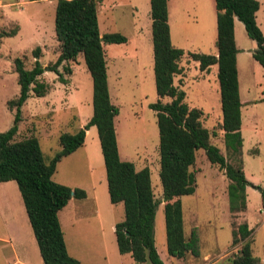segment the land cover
<instances>
[{
	"label": "rangeland",
	"instance_id": "374dc122",
	"mask_svg": "<svg viewBox=\"0 0 264 264\" xmlns=\"http://www.w3.org/2000/svg\"><path fill=\"white\" fill-rule=\"evenodd\" d=\"M97 1L101 37L117 33L127 39L124 44L104 45L109 93L112 104L119 109L115 129L120 159L133 163L137 171L147 167L151 173L158 203L153 242L160 260L163 264H225L240 248L231 246L232 232L247 223L252 255L264 264V210L260 194L264 191V104L253 105L264 93V70L255 63L252 53L247 52L255 48V42L248 38L243 24L236 21L241 28L236 36L241 51L237 71L243 106V147L237 157L225 150L216 72H201L198 62L188 56L215 52L216 36L212 28L209 30L211 21L215 24V9L211 0L170 3L171 44L184 51L180 61L184 72L174 78V85L185 92L189 108L203 112L201 121L210 132V144L220 150L228 164L234 167L239 164L250 184L246 188V210L232 215L227 195L229 181L224 170L211 165L204 151L199 150L190 168L196 173L195 192L180 198L184 237L188 240L191 232L197 230L199 256L188 253L183 259H175L166 251L159 137L156 116L149 107L158 100L149 0ZM55 7V0H0V32L15 34L0 40V133L14 123L15 109L7 105L19 94L14 61L21 59L25 69L30 70L36 60L33 51L39 48L38 60L45 69L39 79L49 90L43 98L31 93L22 106L15 141L35 137L46 162L60 152L59 136L75 134L92 116V79L82 57L68 63L70 74L64 72V65L54 68L59 55L54 33ZM59 74L67 84L59 82ZM162 101L167 103L169 99ZM101 155L98 133L92 127L85 145L74 155L63 158L52 177L57 184L88 194L84 200L72 199L71 208L61 216L70 256L78 257L82 264H138L130 256L120 255L117 249L114 226L123 220L124 210L122 204L112 205L109 201L104 164L99 163ZM10 184L18 192L16 183ZM9 198L13 200L9 194L0 193V264L15 261L43 264L22 200L19 213L15 202L12 206L8 204Z\"/></svg>",
	"mask_w": 264,
	"mask_h": 264
},
{
	"label": "trees",
	"instance_id": "16d2710c",
	"mask_svg": "<svg viewBox=\"0 0 264 264\" xmlns=\"http://www.w3.org/2000/svg\"><path fill=\"white\" fill-rule=\"evenodd\" d=\"M42 1V0H31ZM54 33L59 55L54 68L61 65L66 74L71 73L68 63L82 57L92 79V116L75 134L59 136L61 146L50 161L46 162L35 137L15 141L20 121V111L30 94L37 98L46 96L49 86L40 81L45 69L38 58L40 49L33 51L36 59L26 70L23 61L16 58L19 94L7 103L15 109L13 126L0 133V183L15 182L20 193L33 237L43 264H80L66 248L58 213L71 199L83 200L86 193L71 189L52 180L57 164L84 145L86 132L95 127L98 133L104 162L107 192L112 205L122 204L124 218L114 226L117 249L120 255H130L138 264L149 261L163 264L153 242V225L158 203L151 185L150 170L139 171L133 163L120 159L115 118L119 109L112 104L105 59V44H124L126 37L114 33L101 37L97 18V0H55ZM168 0H149L153 51V74L156 103L149 107L155 113L159 137V180L164 202L166 251L168 256L183 259L188 253L199 256L198 233L195 229L188 240L183 233L180 198L193 195L196 173L191 171L196 153L203 150L211 165H218L225 172L229 183L227 195L232 215L246 210V181L240 165L228 164L220 150L210 144V132L203 126V112L189 108L186 94L174 85V78L184 70L180 61L184 51L173 47L170 38ZM217 56L189 53L199 64L201 72H208L217 65L220 92L221 127L225 150L239 157L243 140L241 136V101L239 98L237 60L234 37V19L244 26L248 38L255 42L253 59L264 68V35L256 24L259 10L257 0H215ZM14 33L0 32V40L13 37ZM102 38V40H101ZM59 82L67 84L62 74ZM169 102L163 103V99ZM264 210V191L260 192ZM247 223L232 232L231 246L239 245L237 255L225 264H261L253 257Z\"/></svg>",
	"mask_w": 264,
	"mask_h": 264
},
{
	"label": "crops",
	"instance_id": "0c3cea01",
	"mask_svg": "<svg viewBox=\"0 0 264 264\" xmlns=\"http://www.w3.org/2000/svg\"><path fill=\"white\" fill-rule=\"evenodd\" d=\"M172 1H174V0H168L167 1V7H168V18H170V15H171V7H170V3L172 2ZM184 1V3H185V1L186 0H183ZM258 2H259V10L257 11V13H256V16H255V19H256V24H257V26L259 27V29L261 30V32H262V34L264 35V5H263V1L264 0H257ZM31 2H35V1H31ZM211 5H213V7H214V9H215V0H211ZM215 15H216V10H215ZM236 21H238L236 18L234 19V37H235V43H236V47H237V44H238V41H237V36H236V32H238V33H240L241 32V28H240V26H238L237 24H236ZM168 22H169V20H168ZM169 27H170V38H171V25H170V22H169ZM210 28H212V30H213V32L215 33V36H216V17H215V24L213 23L212 24V21H211V23L209 24V30H210ZM203 38H205V37H203ZM215 41H216V37H215ZM255 48H256V44H255ZM255 48L253 49H249L247 52H250V53H252V51H254L255 50ZM237 50H238V53H237V56H236V60H237V69H238V58H239V55L241 56V51L238 49V47H237ZM242 52H245V51H242ZM212 55H215V56H217V50H216V47H215V52L212 54ZM251 56H252V54H251ZM253 58V57H252ZM255 61V60H254ZM255 63H257L256 61H255ZM107 64V63H106ZM257 65H259L258 63H257ZM260 66V65H259ZM261 67V66H260ZM262 68V67H261ZM263 70H264V68H262ZM210 71H214V72H216V76H217V71H218V67H217V65H214V66H212L210 69H209V71L208 72H210ZM238 72V71H237ZM239 98H240V95H239ZM241 100V99H240ZM257 102H259V103H261V104H264V93H263V95L261 96V98L260 99H258V101H254V104L253 105H256L257 104ZM242 108H243V106L241 105V110H242ZM261 120H262V117H261ZM241 121H242V113H241ZM242 123V122H241ZM241 129H242V124H241ZM87 135H88V131L86 132V136H85V141H84V145H85V143H86V138H87ZM83 145V146H84ZM82 146V147H83ZM81 147V148H82ZM242 147H243V145H242ZM80 148V149H81ZM80 149H78V150H80ZM119 149V148H118ZM78 150L77 151H75L74 153H72L71 155H69V156H67V157H70V156H72V155H74L75 153H77L78 152ZM102 156V155H101ZM64 158H66V157H64ZM99 159H100V157H99ZM102 161H103V157H102V159H100L99 160V163L101 162V164H102ZM60 163V162H59ZM58 163V164H59ZM58 164H57V167H58ZM103 164H104V162H103ZM57 169V168H56ZM11 182H13V181H11ZM11 182H6V183H0V188H2L3 190L0 192V193H2V194H9V197H11L13 200H11L10 198H9V201H8V204H10L11 206H12V204H14V202H15V204H17L18 205V209H19V213H20V211L22 212V210L20 209V199H21V196H20V193H19V191L17 192V190H16V188L13 186V189H12V187L10 186L11 184ZM5 187H6V189H8L9 191H6V189H5ZM20 197V198H19ZM87 197H88V194H86V198L85 199H87ZM22 200V199H21ZM84 200V199H83ZM71 201H72V199L68 202V204L58 213V218H59V221H60V225H61V229H62V231H63V234H64V230H63V227H62V220H61V216L63 215V213L64 212H66V211H68L71 207H70V205H71ZM23 203V202H22ZM11 208V210L13 209V207H10ZM23 208H24V206H23ZM24 211H25V209H24ZM23 215V214H22ZM64 241H65V244H66V248H67V252H68V254L70 255V251H69V249H68V244H67V242H66V239L64 238ZM126 256H130V255H126ZM72 257V256H71ZM73 258L74 259H76V260H78L79 261V263L80 264H82V262H81V260L78 258V257H75V256H73ZM12 264H22L20 261H15V262H13Z\"/></svg>",
	"mask_w": 264,
	"mask_h": 264
},
{
	"label": "water",
	"instance_id": "95a60500",
	"mask_svg": "<svg viewBox=\"0 0 264 264\" xmlns=\"http://www.w3.org/2000/svg\"><path fill=\"white\" fill-rule=\"evenodd\" d=\"M101 40H102V38H101ZM259 191H260V189H258Z\"/></svg>",
	"mask_w": 264,
	"mask_h": 264
}]
</instances>
